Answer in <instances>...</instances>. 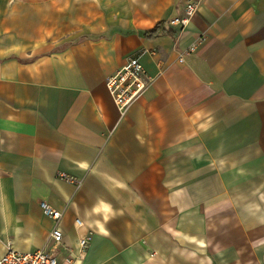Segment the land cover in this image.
<instances>
[{"label": "crops", "instance_id": "0c3cea01", "mask_svg": "<svg viewBox=\"0 0 264 264\" xmlns=\"http://www.w3.org/2000/svg\"><path fill=\"white\" fill-rule=\"evenodd\" d=\"M55 223L61 264H264V0H0V258Z\"/></svg>", "mask_w": 264, "mask_h": 264}, {"label": "built area", "instance_id": "2783aa9c", "mask_svg": "<svg viewBox=\"0 0 264 264\" xmlns=\"http://www.w3.org/2000/svg\"><path fill=\"white\" fill-rule=\"evenodd\" d=\"M196 11V4L190 1L185 5L184 15L170 19L169 24L184 26ZM193 49L194 45L189 47L188 51ZM150 82L151 78L145 72L139 55H131L120 68L105 78L106 89L122 114H125L130 105L144 93ZM62 176L72 180L70 177ZM40 207L47 216L52 217L56 222L60 219L61 211L51 207L48 203L41 201ZM76 222L78 225L81 224L79 219H76ZM89 240L90 236L87 234L79 238L81 252L86 251ZM61 241L62 232L55 223L48 236L49 248L45 246L34 251L20 252L9 247L0 258V264H61L57 259V248Z\"/></svg>", "mask_w": 264, "mask_h": 264}, {"label": "trees", "instance_id": "16d2710c", "mask_svg": "<svg viewBox=\"0 0 264 264\" xmlns=\"http://www.w3.org/2000/svg\"><path fill=\"white\" fill-rule=\"evenodd\" d=\"M163 22L157 23L153 28L144 30L141 33L146 36V37H153L156 36L157 34H162V33H168L164 27H163Z\"/></svg>", "mask_w": 264, "mask_h": 264}]
</instances>
